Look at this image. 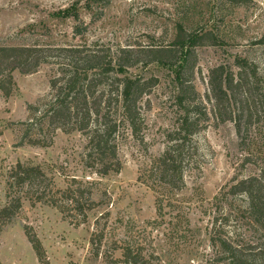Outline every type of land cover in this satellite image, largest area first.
Listing matches in <instances>:
<instances>
[{
	"label": "rangeland",
	"instance_id": "1",
	"mask_svg": "<svg viewBox=\"0 0 264 264\" xmlns=\"http://www.w3.org/2000/svg\"><path fill=\"white\" fill-rule=\"evenodd\" d=\"M180 26L206 36L191 52L187 77L193 72L190 79L211 114L206 130L197 136L201 169L186 174L181 191L159 185L152 171L180 112L174 69L141 63L128 70L159 82L145 98L143 142L130 135L123 138L118 151L122 170L106 176L85 166L86 140L78 132L46 131L44 137L35 128L25 137L22 123L30 119L28 108L49 95L56 65L44 64L33 74L14 72V93L6 97L0 91V207L6 203V174L18 162L40 166L62 189L73 179L92 184L102 206L90 213L88 224L76 227L57 209L25 201L17 219L0 235L2 264H41L28 232L39 238L51 264H108L112 252L107 251L115 240L138 241L147 251L154 249L161 264H208L214 255L209 231L216 196L236 178L256 174L264 160V119L241 137L234 122L214 118L207 99L210 71L223 66L236 74L237 59L246 58L258 68L264 89V0H244L241 5L233 0H0L3 46L99 43L169 48L175 55L180 54L174 45ZM38 139L46 145L29 143ZM107 212L109 220L105 216L101 221L106 225L105 246L97 257L91 233L95 220ZM115 257L122 258L121 252Z\"/></svg>",
	"mask_w": 264,
	"mask_h": 264
},
{
	"label": "trees",
	"instance_id": "2",
	"mask_svg": "<svg viewBox=\"0 0 264 264\" xmlns=\"http://www.w3.org/2000/svg\"><path fill=\"white\" fill-rule=\"evenodd\" d=\"M241 5L244 0H233ZM205 35L178 28L175 46L169 48L134 49L103 44L70 46H3L0 45V91L10 97L15 89L14 72L36 73L42 65L53 63L57 76L50 81L49 95L28 109L30 119L22 123L25 137L36 129L78 132L86 140L83 162L100 176L119 173L122 162L119 142L127 135L143 142L146 125L145 98L158 85V78L133 75L129 69L157 63L176 71V103L179 114L173 129L167 131L165 147L152 164L159 185L181 191L186 174L200 170L201 152L197 136L210 120V111L200 99L196 86L187 77V64L193 50L204 43ZM264 44V38L260 40ZM236 74L219 66L210 71L208 103L214 118L231 121L238 135H248L256 121L264 119V89L256 65L246 58L236 61ZM47 129V130H46ZM0 129V137L2 135ZM45 139V138H43ZM46 145L42 139L29 141ZM258 172L236 178L221 195L216 196L209 231L214 252L208 264H264V160ZM6 203L0 207V235L13 223L25 201L57 209L71 225L89 223L90 213L102 206L94 197L92 184L73 179L65 189L59 188L52 176L40 166L18 162L6 174ZM227 204V206H226ZM224 207V208H222ZM158 213L163 214V205ZM109 212L95 220L90 246L97 257L105 246V228ZM28 237L41 264H51L39 238ZM107 252L108 264H161L157 252H149L138 241H113ZM117 251L122 258L115 257ZM0 264H2L0 260Z\"/></svg>",
	"mask_w": 264,
	"mask_h": 264
}]
</instances>
